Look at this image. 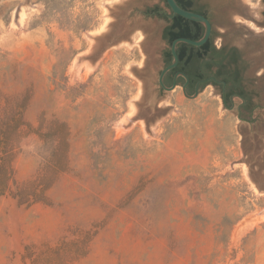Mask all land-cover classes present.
Listing matches in <instances>:
<instances>
[{
    "label": "rangeland",
    "instance_id": "obj_1",
    "mask_svg": "<svg viewBox=\"0 0 264 264\" xmlns=\"http://www.w3.org/2000/svg\"><path fill=\"white\" fill-rule=\"evenodd\" d=\"M203 1L246 60L242 115L213 82L160 88L165 0H0V142L24 106L15 179H54L26 206L0 177V264H264V0Z\"/></svg>",
    "mask_w": 264,
    "mask_h": 264
},
{
    "label": "flooded vegetation",
    "instance_id": "obj_2",
    "mask_svg": "<svg viewBox=\"0 0 264 264\" xmlns=\"http://www.w3.org/2000/svg\"><path fill=\"white\" fill-rule=\"evenodd\" d=\"M187 1V8L189 10L203 14L211 21L212 33L208 41L201 46H194L187 43V57L189 58L186 67L184 68V63L179 58L177 65L164 74L162 82L160 81L162 71L173 62L171 50L173 42L170 43L166 38L168 37L167 27H172L168 32L169 37H183L182 35H177L176 15L178 14H174L166 0L165 2L169 8V13L157 9V7L150 9V12H146L148 15H159L168 20V24L164 28L162 36L170 44V49L164 51L165 65L159 74V86L162 90H168L167 88L171 87L176 81L178 84L177 86L181 85L183 88L185 85L186 92L188 94H193L197 89L200 91L202 87L209 82L216 83L221 87V94L226 104H234L235 99L241 101L239 113L242 115L244 111H247L253 101V93L248 86L245 75L246 60L243 57L242 51L236 45H230L225 41L220 43L215 41L214 23L210 17L206 2L203 0ZM188 20L190 21L189 25L192 29V36L202 37L205 31L203 24L198 21ZM181 43L184 42H179L177 44L178 57ZM180 73H184L186 77ZM212 77L217 79V81L212 79L207 81L208 78Z\"/></svg>",
    "mask_w": 264,
    "mask_h": 264
},
{
    "label": "trees",
    "instance_id": "obj_3",
    "mask_svg": "<svg viewBox=\"0 0 264 264\" xmlns=\"http://www.w3.org/2000/svg\"><path fill=\"white\" fill-rule=\"evenodd\" d=\"M180 6H182L185 9L187 8L188 1L187 0H177ZM189 10V9H188ZM177 23L176 27L178 29L177 35H182L183 37L190 38L193 40H198L201 37H195L192 36V29L189 25V20L180 16L176 15ZM172 28L167 27V36L168 41L170 43L173 42L174 39L179 37H169L168 32L169 29ZM187 43H181V49L179 50V58L184 63V68L186 67L188 58L187 57ZM24 106H20L18 111L13 115L11 118H9L6 122L3 123L4 130H3V136L1 139L0 144L2 143L4 154L1 158L0 162V177L4 180L3 190L6 188L10 189V192L12 196L18 200V202L22 205L30 206L34 203H40V202H46L47 197V191L52 185L54 179H52V172L48 169H45L43 167L39 174L32 180H29L24 183H20L15 179L14 176V168L12 165V158H10L11 151H9L11 147V142L14 138V136L18 133L20 130V127L24 125L22 114L24 110ZM47 168V167H46ZM54 176V174H53ZM12 185L15 186V188H12ZM4 192V191H3ZM66 242H62L59 247L56 248L55 251L52 253L54 254V257H63L66 252H73V255L75 257H78L82 254H84V251L79 249L74 251L67 247ZM31 247H26V250L28 253H26L25 257L32 258L33 264H43V261L46 260L47 256H42V254L39 257H34L33 253L31 251ZM84 249V247H82Z\"/></svg>",
    "mask_w": 264,
    "mask_h": 264
},
{
    "label": "water",
    "instance_id": "obj_4",
    "mask_svg": "<svg viewBox=\"0 0 264 264\" xmlns=\"http://www.w3.org/2000/svg\"><path fill=\"white\" fill-rule=\"evenodd\" d=\"M166 2L168 3L170 9L174 12V14H178V15L186 18V19H190V20H194V21L200 22L205 27V31H204L203 36L200 39H198V40H193V39L186 38V37H180V38H177L176 40L173 41L172 47H171L172 54H173V62L162 71V73L160 75V81L161 82H162L164 74L168 70H170L171 68L175 67L177 65L178 61H179V57H178V54H177V44L179 42L188 43V44H191V45H194V46H201V45L205 44L208 41V39H209V37H210V35L212 33V23L206 16H204L203 14H200V13H197V12H194V11H191V10L183 8L182 6H180L178 4L177 0H166ZM180 74L185 75L184 73H180ZM185 77H186V75H185ZM211 79L217 81V79H215L213 77L212 78H208L207 81H209ZM177 85L178 84L175 81V83L171 87H169L167 89L168 90H172ZM183 89H184V92L186 93V95L190 96V94H188L186 92V90H185V85L183 86ZM198 93H199V90L197 89L195 94H198Z\"/></svg>",
    "mask_w": 264,
    "mask_h": 264
}]
</instances>
